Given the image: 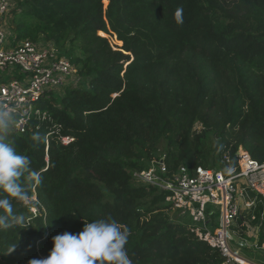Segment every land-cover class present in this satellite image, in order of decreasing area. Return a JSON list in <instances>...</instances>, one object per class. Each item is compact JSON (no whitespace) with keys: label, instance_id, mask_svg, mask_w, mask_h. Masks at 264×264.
Instances as JSON below:
<instances>
[{"label":"trees","instance_id":"1","mask_svg":"<svg viewBox=\"0 0 264 264\" xmlns=\"http://www.w3.org/2000/svg\"><path fill=\"white\" fill-rule=\"evenodd\" d=\"M11 21L17 41H53L80 82L10 129L39 180L22 177L31 204L14 201L24 223L0 230V264L45 258L53 236L109 217L129 230L133 264H224L171 220L166 192L132 177L164 154L172 168L225 170L240 148L264 163V0H22Z\"/></svg>","mask_w":264,"mask_h":264},{"label":"built area","instance_id":"2","mask_svg":"<svg viewBox=\"0 0 264 264\" xmlns=\"http://www.w3.org/2000/svg\"><path fill=\"white\" fill-rule=\"evenodd\" d=\"M20 1L0 0V109L11 110L14 132H23L33 114L46 117L38 107L43 98L80 82L78 69L53 41L16 40L11 19ZM71 140L62 137L64 143ZM165 157L155 156L146 168L133 171V181L166 192L171 220L218 248L224 263L258 264L242 253L250 234L246 229L244 236L242 226L264 221V207L256 211L264 202V163L243 148L237 152L236 165L226 157L225 170L191 169L184 163L172 168ZM245 214L250 220L240 223ZM254 228L259 231V225Z\"/></svg>","mask_w":264,"mask_h":264},{"label":"clouds","instance_id":"3","mask_svg":"<svg viewBox=\"0 0 264 264\" xmlns=\"http://www.w3.org/2000/svg\"><path fill=\"white\" fill-rule=\"evenodd\" d=\"M179 14V15H178ZM178 22L180 13H177ZM14 118L9 109H0V230H6L24 223V216L14 210L15 203L31 204L22 177L39 180V174L30 168L31 161L18 154L7 140ZM39 140V134L33 135ZM129 230L112 218L97 219L84 223L78 233L63 232L52 237L47 257L33 258L28 264H133L125 245Z\"/></svg>","mask_w":264,"mask_h":264},{"label":"rangeland","instance_id":"4","mask_svg":"<svg viewBox=\"0 0 264 264\" xmlns=\"http://www.w3.org/2000/svg\"><path fill=\"white\" fill-rule=\"evenodd\" d=\"M107 4L108 3H105L106 7H107ZM106 37L109 39L111 45L114 48H120L121 47L116 42L115 35L111 36L110 34H108ZM56 90H57L56 95L61 96L63 94V92H62V90L60 88H57ZM195 128L196 129H200L201 128V124L197 123L195 125ZM160 152L161 151H158L159 155L163 154V153H160ZM210 169L217 170V169H219V167H217V165H216V166L211 167ZM246 229L249 230L250 234L246 237L247 238L246 241L248 242V246L243 247V252H242L243 255H245L246 257H248L251 260L253 259L257 263L264 264V259H262V260L260 259V257L264 258V254H262V252L257 247H255V243L253 241V239L256 237V234H255V231H254V225L252 224L251 227H248Z\"/></svg>","mask_w":264,"mask_h":264},{"label":"crops","instance_id":"5","mask_svg":"<svg viewBox=\"0 0 264 264\" xmlns=\"http://www.w3.org/2000/svg\"><path fill=\"white\" fill-rule=\"evenodd\" d=\"M254 231H255V234H256V237H257L258 231H257L255 228H254ZM254 243H256V240H255ZM262 254H264V253H262ZM260 259L262 260V259H264V258L260 257ZM252 261L255 262V263H257V262L254 261L253 259H252ZM258 264H259V263H258Z\"/></svg>","mask_w":264,"mask_h":264},{"label":"water","instance_id":"6","mask_svg":"<svg viewBox=\"0 0 264 264\" xmlns=\"http://www.w3.org/2000/svg\"><path fill=\"white\" fill-rule=\"evenodd\" d=\"M115 35V34H114ZM115 37H116V39H118L117 38V35H115ZM122 45H123V41H122ZM122 45H120V46H122ZM260 251L262 252V253H264V248H260ZM224 264H227V263H224Z\"/></svg>","mask_w":264,"mask_h":264},{"label":"snow or ice","instance_id":"7","mask_svg":"<svg viewBox=\"0 0 264 264\" xmlns=\"http://www.w3.org/2000/svg\"><path fill=\"white\" fill-rule=\"evenodd\" d=\"M179 15V14H178Z\"/></svg>","mask_w":264,"mask_h":264}]
</instances>
